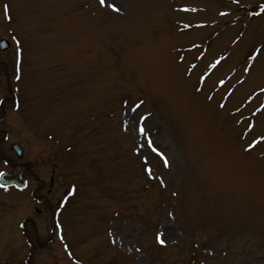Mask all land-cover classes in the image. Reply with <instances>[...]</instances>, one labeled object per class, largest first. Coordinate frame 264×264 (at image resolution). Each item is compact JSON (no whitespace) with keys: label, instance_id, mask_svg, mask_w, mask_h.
I'll return each instance as SVG.
<instances>
[{"label":"rangeland","instance_id":"374dc122","mask_svg":"<svg viewBox=\"0 0 264 264\" xmlns=\"http://www.w3.org/2000/svg\"><path fill=\"white\" fill-rule=\"evenodd\" d=\"M2 37L1 149L73 187L30 264H264V0H0ZM28 192L0 186V264Z\"/></svg>","mask_w":264,"mask_h":264},{"label":"flooded vegetation","instance_id":"af4514ba","mask_svg":"<svg viewBox=\"0 0 264 264\" xmlns=\"http://www.w3.org/2000/svg\"><path fill=\"white\" fill-rule=\"evenodd\" d=\"M18 107L17 95L13 92L9 95H3L0 98V123L2 120L9 119L8 110ZM8 137V131L0 126V158L2 161L8 162V168L0 169V174L6 172L5 181L12 180L11 184L0 185L1 187H13L22 190H29L32 203L29 202L23 207V213L27 215L21 220L20 226L24 236L31 244L24 263L30 264L34 252L39 246L44 250L46 244L51 237H46L50 219L55 218L57 212L55 207L61 205V198L58 201H52L50 197L57 185H62V174L57 175L58 184L56 182V166L52 164V172L45 177L42 173L44 170L35 161L30 158L31 154L25 148L21 147L20 155L17 153L12 142L8 150L1 149V142ZM67 189L65 190V193ZM42 215V216H41ZM48 218V219H47ZM17 262H13V264Z\"/></svg>","mask_w":264,"mask_h":264},{"label":"water","instance_id":"95a60500","mask_svg":"<svg viewBox=\"0 0 264 264\" xmlns=\"http://www.w3.org/2000/svg\"><path fill=\"white\" fill-rule=\"evenodd\" d=\"M8 46H9V42H8L7 40L2 39V40L0 41V47H2V48H6V47H8Z\"/></svg>","mask_w":264,"mask_h":264},{"label":"trees","instance_id":"16d2710c","mask_svg":"<svg viewBox=\"0 0 264 264\" xmlns=\"http://www.w3.org/2000/svg\"><path fill=\"white\" fill-rule=\"evenodd\" d=\"M195 259L194 257L192 258V260ZM187 264H192V261L188 262Z\"/></svg>","mask_w":264,"mask_h":264},{"label":"snow or ice","instance_id":"6c2138e0","mask_svg":"<svg viewBox=\"0 0 264 264\" xmlns=\"http://www.w3.org/2000/svg\"><path fill=\"white\" fill-rule=\"evenodd\" d=\"M113 7H115V5H113ZM164 241L163 240H161V243H163Z\"/></svg>","mask_w":264,"mask_h":264}]
</instances>
